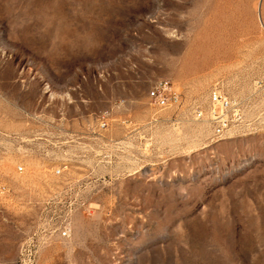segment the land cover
Returning <instances> with one entry per match:
<instances>
[{
  "label": "rangeland",
  "instance_id": "1",
  "mask_svg": "<svg viewBox=\"0 0 264 264\" xmlns=\"http://www.w3.org/2000/svg\"><path fill=\"white\" fill-rule=\"evenodd\" d=\"M0 264H264V0H0Z\"/></svg>",
  "mask_w": 264,
  "mask_h": 264
},
{
  "label": "built area",
  "instance_id": "2",
  "mask_svg": "<svg viewBox=\"0 0 264 264\" xmlns=\"http://www.w3.org/2000/svg\"><path fill=\"white\" fill-rule=\"evenodd\" d=\"M148 99L156 109H167L180 103L181 95L177 92L173 83L167 80L156 82L148 92ZM198 117L203 113L198 111ZM231 114V119L229 118ZM209 120L215 125L217 134L222 135L226 132L232 123H238L242 120L240 110L236 101L231 100L223 92L215 89L210 94L208 106ZM23 169L20 168V171ZM69 232L64 231L63 237H68Z\"/></svg>",
  "mask_w": 264,
  "mask_h": 264
}]
</instances>
